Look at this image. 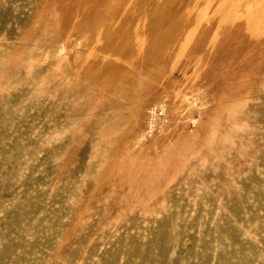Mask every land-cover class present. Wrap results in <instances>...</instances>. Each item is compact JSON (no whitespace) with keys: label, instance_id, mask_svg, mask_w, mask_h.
<instances>
[{"label":"rangeland","instance_id":"1","mask_svg":"<svg viewBox=\"0 0 264 264\" xmlns=\"http://www.w3.org/2000/svg\"><path fill=\"white\" fill-rule=\"evenodd\" d=\"M0 264H264V0H0Z\"/></svg>","mask_w":264,"mask_h":264},{"label":"bare ground","instance_id":"2","mask_svg":"<svg viewBox=\"0 0 264 264\" xmlns=\"http://www.w3.org/2000/svg\"><path fill=\"white\" fill-rule=\"evenodd\" d=\"M161 113V112H160ZM156 117V116H155ZM150 119L152 118V117H149ZM154 118V117H153ZM152 121V120H151ZM150 125H152V123L150 124ZM150 127V126H149ZM150 129V128H149ZM162 130V129H161ZM142 139V138H141ZM144 139V138H143Z\"/></svg>","mask_w":264,"mask_h":264}]
</instances>
